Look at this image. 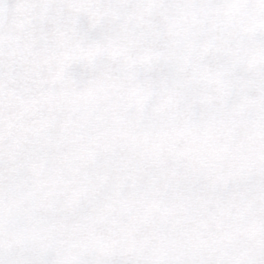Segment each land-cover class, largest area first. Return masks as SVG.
<instances>
[{
	"label": "snow or ice",
	"instance_id": "1",
	"mask_svg": "<svg viewBox=\"0 0 264 264\" xmlns=\"http://www.w3.org/2000/svg\"><path fill=\"white\" fill-rule=\"evenodd\" d=\"M0 264H264V0H0Z\"/></svg>",
	"mask_w": 264,
	"mask_h": 264
}]
</instances>
